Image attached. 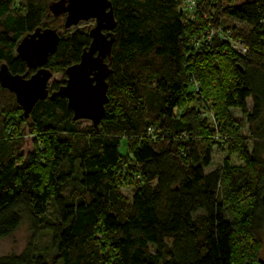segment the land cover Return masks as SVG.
<instances>
[{"label": "trees", "instance_id": "1", "mask_svg": "<svg viewBox=\"0 0 264 264\" xmlns=\"http://www.w3.org/2000/svg\"><path fill=\"white\" fill-rule=\"evenodd\" d=\"M56 1L0 0L10 73L36 70L15 52L25 35L65 28V14L48 8ZM109 1L114 42L97 126L73 119L62 93L91 27L59 33L45 67L62 78L27 116L0 83V238L22 212L48 237L0 264H264V0ZM210 28L230 29L246 52L206 40ZM214 151L221 165L205 171Z\"/></svg>", "mask_w": 264, "mask_h": 264}, {"label": "water", "instance_id": "2", "mask_svg": "<svg viewBox=\"0 0 264 264\" xmlns=\"http://www.w3.org/2000/svg\"><path fill=\"white\" fill-rule=\"evenodd\" d=\"M53 15L65 14L64 27L77 25L80 21L94 19L90 28L91 41L77 63L65 70L66 78L62 93L67 97L73 111V119H86L97 126L105 111L107 77L111 72L105 58L110 56L115 26L113 9L109 0H58L49 5ZM59 32L55 28H36L17 44L15 52L35 72L12 74L0 65L1 85L14 93L17 103L27 116L32 106L48 95L49 80L53 72L45 67L48 56L55 52Z\"/></svg>", "mask_w": 264, "mask_h": 264}, {"label": "rangeland", "instance_id": "3", "mask_svg": "<svg viewBox=\"0 0 264 264\" xmlns=\"http://www.w3.org/2000/svg\"><path fill=\"white\" fill-rule=\"evenodd\" d=\"M62 19L60 18L58 22H60ZM95 24L94 19H89L86 21H80L77 25H73L68 28L64 29H58V32L60 34L62 33H71L75 30L81 29L83 27H92ZM62 78V74L58 72H54L53 76L49 80V86L53 81H58ZM246 104L248 107H251L252 102L251 99L248 97L246 99ZM233 114L236 116H240L241 113L238 109L232 110ZM81 123L83 125L91 123L89 120L82 119ZM32 139L33 136L29 135L26 131V134L24 136V145L22 148L23 153H27L30 150H32ZM250 146V145H249ZM120 152H125V146L124 143H121L120 146ZM225 156L224 153L214 151L212 155V164L205 169V171H210L214 168H217L221 165V161L223 157ZM231 162L233 164H240V160L237 158L236 155H231ZM153 186H155V182L152 183ZM70 189V186L66 188V193ZM121 191L123 194H125L127 197H131L132 194V187L130 185H123L121 187ZM198 213H202V211H198ZM48 243V237L46 235H42L38 237V235H35L33 233L30 221L25 213H21V223L18 226V228L11 233L9 236L0 238V258L10 256V255H18L22 253L27 247L32 245H38V246H45ZM150 245H153L150 243ZM153 250V248H151ZM262 259L264 260V247L261 254Z\"/></svg>", "mask_w": 264, "mask_h": 264}, {"label": "built area", "instance_id": "4", "mask_svg": "<svg viewBox=\"0 0 264 264\" xmlns=\"http://www.w3.org/2000/svg\"><path fill=\"white\" fill-rule=\"evenodd\" d=\"M193 5H194L193 0L185 1L186 8L190 9L192 8ZM203 35H204V38H206V40H210L214 36L220 37L221 39L228 41L231 44V46L234 49H236L239 53L244 54L246 52V49L242 44L232 39L230 29L223 30L221 28H218V29L210 28V29L204 30Z\"/></svg>", "mask_w": 264, "mask_h": 264}]
</instances>
